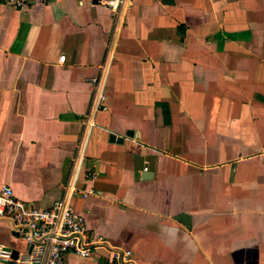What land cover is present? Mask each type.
Instances as JSON below:
<instances>
[{
  "label": "crops",
  "instance_id": "crops-1",
  "mask_svg": "<svg viewBox=\"0 0 264 264\" xmlns=\"http://www.w3.org/2000/svg\"><path fill=\"white\" fill-rule=\"evenodd\" d=\"M2 187L104 238L63 264H264V0L0 2Z\"/></svg>",
  "mask_w": 264,
  "mask_h": 264
},
{
  "label": "built area",
  "instance_id": "built-area-1",
  "mask_svg": "<svg viewBox=\"0 0 264 264\" xmlns=\"http://www.w3.org/2000/svg\"><path fill=\"white\" fill-rule=\"evenodd\" d=\"M49 1L51 0H0L16 10ZM101 4L114 13L122 0H101ZM63 59L62 57L61 60ZM92 82L95 83V80ZM104 101L105 96L99 95L98 102L102 111L107 109ZM0 219L10 220L17 235L27 246L24 252H16L13 258V252L0 244V261L5 264H63L67 254L87 259L105 244L103 237L88 234L83 216L66 202L58 200L48 208L32 209L14 198L9 187H2L0 190ZM111 258L117 264H128L130 254L115 252Z\"/></svg>",
  "mask_w": 264,
  "mask_h": 264
},
{
  "label": "water",
  "instance_id": "water-1",
  "mask_svg": "<svg viewBox=\"0 0 264 264\" xmlns=\"http://www.w3.org/2000/svg\"><path fill=\"white\" fill-rule=\"evenodd\" d=\"M16 256V253L15 252H13V258Z\"/></svg>",
  "mask_w": 264,
  "mask_h": 264
}]
</instances>
